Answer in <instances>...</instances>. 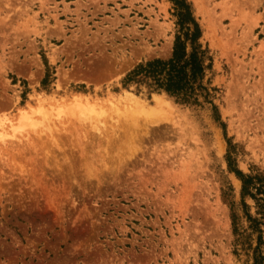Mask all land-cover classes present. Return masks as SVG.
Masks as SVG:
<instances>
[{
  "label": "rangeland",
  "instance_id": "1",
  "mask_svg": "<svg viewBox=\"0 0 264 264\" xmlns=\"http://www.w3.org/2000/svg\"><path fill=\"white\" fill-rule=\"evenodd\" d=\"M189 1L213 102L123 84L172 0H0V264H264V0Z\"/></svg>",
  "mask_w": 264,
  "mask_h": 264
},
{
  "label": "trees",
  "instance_id": "2",
  "mask_svg": "<svg viewBox=\"0 0 264 264\" xmlns=\"http://www.w3.org/2000/svg\"><path fill=\"white\" fill-rule=\"evenodd\" d=\"M175 3L178 31L170 58L155 57L139 62L123 78L125 87L146 85L150 91H166L184 103L213 102L212 88L205 80L212 67L210 48L202 40L203 29L189 0H172ZM216 107V105H214ZM237 173L243 180V192L257 198L264 205V177ZM253 188L257 190L253 192ZM262 194V196H257Z\"/></svg>",
  "mask_w": 264,
  "mask_h": 264
},
{
  "label": "bare ground",
  "instance_id": "3",
  "mask_svg": "<svg viewBox=\"0 0 264 264\" xmlns=\"http://www.w3.org/2000/svg\"><path fill=\"white\" fill-rule=\"evenodd\" d=\"M83 99V98H82ZM82 99H80V98H77L76 100H75V103H74V106L75 107H80V108H83V106H88V101H83ZM164 99H161V98H157V100H156V105L158 106V107H160V109L162 110V108L164 109V108H167V107H169L171 104L170 103H164ZM132 107L135 109V110H139V109H142L143 108V105L141 104V102H139L138 100H135L134 101V103L132 104ZM145 108V107H144ZM143 110V109H142ZM146 111V110H145ZM22 113V112H21ZM23 113H24V111H23ZM23 113H22V116L25 118L26 116H24L23 115ZM77 113V112H76ZM26 115V114H25ZM155 115V114H154ZM154 115H153V117H154ZM32 118V117H31ZM92 119V118H91ZM25 120H27V121H29L30 120V118H25ZM155 120V119H154ZM26 123H28L29 124V122H26ZM32 124V123H31ZM46 124V123H45ZM44 124V125H45ZM39 125V124H38Z\"/></svg>",
  "mask_w": 264,
  "mask_h": 264
}]
</instances>
